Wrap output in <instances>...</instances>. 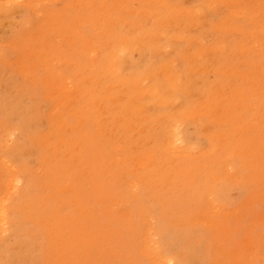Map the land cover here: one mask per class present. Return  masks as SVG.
Returning <instances> with one entry per match:
<instances>
[{"label":"rangeland","instance_id":"1","mask_svg":"<svg viewBox=\"0 0 264 264\" xmlns=\"http://www.w3.org/2000/svg\"><path fill=\"white\" fill-rule=\"evenodd\" d=\"M261 41L264 0H0V264H264ZM170 64L182 116L146 93ZM52 71L81 88L63 134Z\"/></svg>","mask_w":264,"mask_h":264},{"label":"bare ground","instance_id":"2","mask_svg":"<svg viewBox=\"0 0 264 264\" xmlns=\"http://www.w3.org/2000/svg\"><path fill=\"white\" fill-rule=\"evenodd\" d=\"M80 1V0H79ZM190 2V1H189ZM184 16H182V18L184 19H188V15H189V11H184L183 14ZM169 18L166 19L167 25H168V21L171 17H176V13L175 11H170L169 13ZM181 19V20H184ZM167 25H163V26H159V27H155V29L152 30H146L143 26H141L140 24L135 26L136 30L133 32L134 35L129 36L128 38L124 39L125 43H129V44H133V45H152L155 46L159 43L160 41V37L161 35L164 33V30L167 28ZM156 31V32H155ZM145 33H149V36H145ZM147 37H151V39H148ZM167 37V36H165ZM235 37V36H234ZM247 51H250L247 50ZM256 51L258 52L257 54L260 55L261 57L264 58V42L261 41L259 42L258 48H256ZM51 52V51H49ZM149 56V55H148ZM148 58V57H147ZM150 58V57H149ZM42 59V57H41ZM157 59V57H156ZM54 60L53 56H49L44 57V59H42V61L46 64V66H51L52 65V61ZM151 62V61H150ZM98 63V62H97ZM152 64V63H151ZM258 64V62H257ZM125 70V69H124ZM262 72H264V68H262ZM54 71L51 72V79L49 81V85L52 87L53 89V98L56 99V102L59 106L58 111L55 113V116L53 117L54 123H56L58 125V127L62 130V134L64 129H66L67 126V122H66V116L68 113H71L73 111V105H74V100L76 98V96L78 95V91L81 90L80 86L78 84H73L72 82L70 83V81H67V78L64 75H59V79L55 80L54 79ZM192 74H185L182 75L179 73V71L177 70V68L173 67L171 64L167 65L164 67L163 69V80L165 82V84L163 85V87H160L159 85H152V87H150L148 89V91H146V93H150L153 97H154V101L160 102L163 105H165L169 110L168 112L170 113V116H176L177 112L180 113L178 115L182 116L184 115L181 110H178L175 107V103H177L178 98L180 97V94L183 93L184 91H189V89H191L190 87L192 86V82H193V78H191ZM69 82L70 84L66 85L67 82ZM264 87V78H263V82L261 83ZM194 88V87H193ZM259 89H264V88H259ZM264 96V92H261ZM5 101V99H4ZM24 101V100H23ZM135 103V99H132V96H129L127 99V104H128V108L126 110L127 112V116L125 117V120L127 121H132L136 115L138 114L139 111V107L136 106L134 108H132V106ZM24 107V106H23ZM54 108V107H53ZM56 109V108H55ZM54 109V111H55ZM142 111V109L140 108V112ZM191 111V110H190ZM4 112V111H2ZM53 112V111H52ZM1 113V112H0ZM142 113V112H141ZM4 114V113H3ZM7 116V115H6ZM57 116V118H56ZM59 117V119H58ZM22 119V118H21ZM23 120V119H22ZM56 120V121H55ZM12 121V119H11ZM23 122V121H22ZM32 129V128H31ZM184 131V130H183ZM163 135V132H162ZM161 135V136H162ZM28 136V135H27ZM163 138V137H162ZM52 148V147H51ZM37 151V150H36ZM36 157V156H35ZM147 158V162L151 163V158L152 155L148 154L145 156ZM38 163V162H37ZM54 163V162H53ZM52 163V164H53ZM45 164V163H44ZM147 164V163H146ZM43 166V165H42ZM43 168V167H42ZM116 168V167H115ZM114 169V168H113ZM42 170V169H41ZM144 170V169H143ZM43 172V171H42ZM128 174V173H127ZM132 174H130L131 176ZM134 175V174H133ZM30 176V175H29ZM137 176V175H136ZM27 177V176H26ZM138 177V176H137ZM29 178V177H28ZM49 178V177H48ZM124 179V178H123ZM31 180V179H30ZM139 182V181H138ZM13 183V182H12ZM15 183V182H14ZM124 183V182H123ZM140 183V182H139ZM8 184V183H6ZM18 184V183H17ZM49 184V183H48ZM9 185V184H8ZM12 185V184H10ZM111 185H114L113 183H111ZM118 186V185H116ZM15 187V186H14ZM30 187V185H29ZM62 187V189H61ZM112 187V186H111ZM110 187V188H111ZM125 187V186H124ZM115 188V186H114ZM129 188V187H128ZM127 188V190H128ZM145 188V187H144ZM143 188V189H144ZM56 191L59 189L60 192H66L68 193L69 191H71L73 188L70 187L68 189V183H65V185H63L62 182H58L57 187L55 188ZM142 189V188H141ZM147 189V188H146ZM126 190V189H125ZM126 190V191H127ZM162 190V189H161ZM120 191V190H119ZM147 191V190H146ZM145 192V190H144ZM177 192V191H176ZM114 193V192H113ZM127 193V192H126ZM169 193V192H168ZM32 194V193H30ZM35 194V193H34ZM116 194V193H115ZM115 194L113 196H115ZM125 194V193H123ZM56 195V194H55ZM141 195V194H140ZM146 195V194H145ZM163 195V194H162ZM161 195V196H162ZM172 195V194H171ZM32 196V195H31ZM119 196V195H118ZM121 196V195H120ZM168 196V195H167ZM170 196V195H169ZM148 198V197H147ZM151 198V197H150ZM173 198V197H172ZM158 199V198H157ZM142 200V199H141ZM144 200V199H143ZM160 199H158L159 201ZM134 201V200H133ZM176 201V200H174ZM68 202V201H67ZM64 200L63 199H59L58 200V204H63ZM71 203H74V199L71 200ZM144 203V202H143ZM169 203V202H168ZM53 204V201H52ZM75 204V203H74ZM166 204V203H165ZM173 204V203H172ZM175 204V203H174ZM179 204V203H178ZM2 205V204H1ZM33 205V204H32ZM211 207H213L214 209L216 207H218V204H215L213 202H210ZM70 206V205H69ZM175 206V205H173ZM74 207V206H73ZM132 207V206H131ZM136 208V207H135ZM42 209V207H41ZM51 210V209H49ZM58 210V209H56ZM74 210V209H73ZM135 210V209H134ZM41 211V210H40ZM169 211V210H168ZM19 212V211H18ZM16 212V213H18ZM50 212V211H49ZM65 212V211H64ZM69 212V211H68ZM66 212V213H68ZM75 212V211H74ZM73 212V213H74ZM166 212V211H165ZM15 213V212H14ZM77 213V212H76ZM169 213V212H168ZM0 214H2L4 216V212L2 211ZM56 214H59L58 218L55 216ZM70 214V213H68ZM182 214V213H181ZM78 216L76 217H65V225L67 228H69L70 226H74V229H76V225H75V220L77 219ZM62 215L60 214L59 210L56 211L54 213V215L52 216L51 220L52 223L50 225H55L53 227L52 230H63L64 227L60 226L56 219H61ZM167 218V217H166ZM172 218V217H171ZM18 219V218H17ZM22 225V224H21ZM162 225V224H161ZM166 230V229H165ZM171 233V232H170ZM165 233H163L164 235ZM178 236V235H177ZM70 237V236H69ZM165 237V236H164ZM180 238V237H179ZM167 239V237H166ZM177 239V238H176ZM183 240V238H182ZM171 241V240H170ZM174 242V241H173ZM3 246V245H2ZM7 249V248H6ZM11 250V249H10ZM133 254V253H132ZM138 254V253H137ZM2 258V257H1ZM18 258V256H17ZM175 258V257H174ZM139 259V257H138ZM34 260V259H33ZM175 260V259H174ZM174 260L172 258H165L162 264H170L172 262H174Z\"/></svg>","mask_w":264,"mask_h":264}]
</instances>
